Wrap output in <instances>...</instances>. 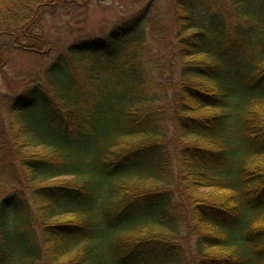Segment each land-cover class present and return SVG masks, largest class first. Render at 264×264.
<instances>
[{
  "label": "trees",
  "instance_id": "trees-1",
  "mask_svg": "<svg viewBox=\"0 0 264 264\" xmlns=\"http://www.w3.org/2000/svg\"><path fill=\"white\" fill-rule=\"evenodd\" d=\"M0 6V35L17 31L16 3ZM217 8L175 17L168 83L142 59L143 13L70 46L79 71L55 57L56 99L9 104L25 191L0 197V264H264V0Z\"/></svg>",
  "mask_w": 264,
  "mask_h": 264
},
{
  "label": "rangeland",
  "instance_id": "rangeland-1",
  "mask_svg": "<svg viewBox=\"0 0 264 264\" xmlns=\"http://www.w3.org/2000/svg\"><path fill=\"white\" fill-rule=\"evenodd\" d=\"M13 1L16 6H10L12 16L23 23L18 24L17 31L0 35V146L10 152L5 153L10 159L4 153L0 154L5 167L2 170L5 176L0 186V197L3 194L22 195L25 191L19 167L11 157L13 122L7 118L9 106L13 100L28 95L38 87L56 99L45 75L55 57L63 55L72 71H79L83 68L82 63L78 61L80 58L67 53L70 46L106 39L110 33L132 26L134 20L145 13V19L141 20L135 32L143 31L146 37L140 53L150 68L164 70V77L155 79V83H168L174 77L171 64L176 62L175 17L186 6H195L205 14V11H217V7L228 3V0H61L60 3L38 0V5L33 7L34 16L25 20L26 0ZM3 10L4 7L0 6V14ZM71 181L68 177L56 180L59 183ZM151 187L147 190L162 189ZM177 187V184H171L166 189L175 193L174 203L179 205L181 191ZM201 193L210 194L208 190ZM221 198L218 196L219 200ZM184 240L186 248L192 247V239Z\"/></svg>",
  "mask_w": 264,
  "mask_h": 264
}]
</instances>
